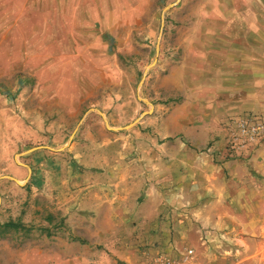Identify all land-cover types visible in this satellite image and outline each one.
<instances>
[{
	"label": "rangeland",
	"instance_id": "obj_1",
	"mask_svg": "<svg viewBox=\"0 0 264 264\" xmlns=\"http://www.w3.org/2000/svg\"><path fill=\"white\" fill-rule=\"evenodd\" d=\"M247 4L264 16V0H0V97L8 106L21 99L19 111L30 114L27 124L32 127H25L27 131L19 137L22 145L12 154L13 163L27 167L22 179L14 177L9 164L2 161L0 167V264H30L32 258H42L38 250L48 249L58 256L59 244L65 240L87 242L88 233L73 231L72 225L79 221L65 215L57 192L52 194L42 182L62 176L72 179L71 145L85 129L92 133L84 134L82 142H88L94 152L104 151L111 140L119 152L131 151L126 159L115 153L120 159L110 166L92 162L94 187L118 182L117 175L115 179L107 176L108 167L114 166L120 174L127 167L133 172L138 169L139 146L170 139L159 137L160 121L156 120L166 112L159 107L176 99L167 92L176 87L175 81H165L172 67L188 58L191 47L203 48L202 34L222 30L224 18H238ZM259 55L261 74L264 53ZM14 70L17 75L12 79ZM244 116L264 120L259 111L235 113L217 126L219 137L205 143L204 150L220 152L226 162L246 161L243 168H233L236 177L226 193L233 192L235 199L220 202L223 211H264V139L240 151L231 149L228 140V123ZM49 151L65 155L59 168L47 167ZM41 153L45 160L35 157ZM76 166V170L84 168ZM230 169L227 178H231ZM258 179L259 184H254ZM120 188L118 195L124 196V186ZM198 194L202 195V189ZM180 196L187 194L182 190ZM137 198L136 207L142 205ZM201 207L199 200L192 199L166 204L161 219L167 234L162 233L161 240L167 235L169 244L160 251L161 264H194L193 259L205 257L200 245L207 241L201 230ZM146 208L153 210V204ZM223 219L229 226L233 218ZM237 219L264 224V216ZM10 221L28 229L5 227ZM130 237L136 240L135 234L125 233L116 234L114 240ZM219 240L226 242L222 236ZM189 250H193L190 256Z\"/></svg>",
	"mask_w": 264,
	"mask_h": 264
},
{
	"label": "crops",
	"instance_id": "obj_2",
	"mask_svg": "<svg viewBox=\"0 0 264 264\" xmlns=\"http://www.w3.org/2000/svg\"><path fill=\"white\" fill-rule=\"evenodd\" d=\"M246 9L238 18H224L226 27L222 30L209 29V33L202 34L206 41L203 48L191 47L188 58L180 66L172 67L165 81H175L176 87L167 92L176 99L167 107H159L166 112L156 120L160 121L156 129L159 137L170 139L161 144L139 146L138 169L134 172L127 167L120 174L114 166L108 167L107 176L112 179L117 175L118 182L110 180L109 184L94 187L91 163L98 160L107 166L113 165L114 159L119 158L114 154L119 151L111 140L104 151L94 152L88 142H82L83 135H90L92 131L78 132L71 145L72 179L62 176L42 183L52 194L57 192L65 215L79 221L72 225L73 231L88 233L87 242L65 240L59 244L58 256L48 249L38 250L42 258L34 257L30 264H161L160 251L169 244L167 235L161 240L162 233L167 234L161 214L167 203L191 199L199 200L202 206L198 213L202 216L201 230L207 238L200 244L205 257L193 259L194 264H264V224L256 226L237 219L264 216V211L220 208L225 198L235 199L233 192L226 193V186L235 180L233 168H243L246 161L226 162L220 152L211 148L204 150L206 142L219 137L221 132L217 126L228 116L247 110L264 113V70L259 72L262 75L258 74L259 53H264V16H259L261 12L250 4ZM233 25L240 29L235 30ZM244 30L250 32L245 34ZM13 72L12 79L17 70ZM19 108H22L21 99H15L8 106L0 97V167L2 161L9 164L14 177L22 179L27 167L13 163L12 154L22 145L19 137L27 131L25 127H32L27 124L30 114L22 113ZM42 119L41 116L39 120ZM130 152L120 151V158L126 159L125 154ZM48 154L51 155L47 161L49 170L52 168L48 164L59 168L60 160H65L63 152L49 151ZM35 157L45 160L42 153ZM76 165L84 168L76 170ZM228 166L231 178H227ZM254 184L258 185L259 179ZM123 186L124 196L118 195ZM182 190L187 197L180 196ZM137 196L142 202L138 207L135 206ZM125 201L129 205L124 207ZM151 204L153 210H148L146 207ZM223 217L233 218L231 225ZM121 233L135 234L136 240L130 237L115 242L114 237ZM221 236L226 242L219 240ZM157 242L163 247L157 246Z\"/></svg>",
	"mask_w": 264,
	"mask_h": 264
},
{
	"label": "built area",
	"instance_id": "obj_3",
	"mask_svg": "<svg viewBox=\"0 0 264 264\" xmlns=\"http://www.w3.org/2000/svg\"><path fill=\"white\" fill-rule=\"evenodd\" d=\"M227 130L230 148L240 151L264 139V120L256 116L238 117L230 120ZM189 254H193V250H189Z\"/></svg>",
	"mask_w": 264,
	"mask_h": 264
},
{
	"label": "trees",
	"instance_id": "obj_4",
	"mask_svg": "<svg viewBox=\"0 0 264 264\" xmlns=\"http://www.w3.org/2000/svg\"><path fill=\"white\" fill-rule=\"evenodd\" d=\"M5 227L8 228H14V229H28L26 226H24L23 224L17 223L15 221H10L4 224Z\"/></svg>",
	"mask_w": 264,
	"mask_h": 264
}]
</instances>
